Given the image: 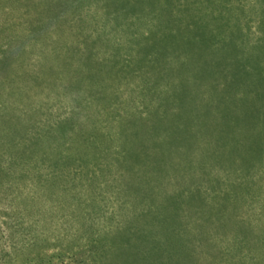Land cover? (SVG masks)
<instances>
[{
    "label": "rangeland",
    "instance_id": "374dc122",
    "mask_svg": "<svg viewBox=\"0 0 264 264\" xmlns=\"http://www.w3.org/2000/svg\"><path fill=\"white\" fill-rule=\"evenodd\" d=\"M0 264H264V0H0Z\"/></svg>",
    "mask_w": 264,
    "mask_h": 264
}]
</instances>
